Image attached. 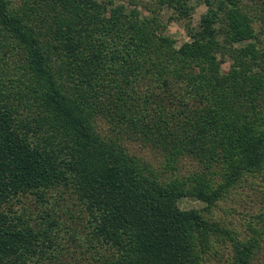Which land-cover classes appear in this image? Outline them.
<instances>
[{"label": "trees", "instance_id": "obj_1", "mask_svg": "<svg viewBox=\"0 0 264 264\" xmlns=\"http://www.w3.org/2000/svg\"><path fill=\"white\" fill-rule=\"evenodd\" d=\"M95 1L0 0V264H256L264 211L241 235L179 201L264 173V0H200L180 47L158 9ZM130 141L199 167L165 179Z\"/></svg>", "mask_w": 264, "mask_h": 264}, {"label": "rangeland", "instance_id": "obj_2", "mask_svg": "<svg viewBox=\"0 0 264 264\" xmlns=\"http://www.w3.org/2000/svg\"><path fill=\"white\" fill-rule=\"evenodd\" d=\"M13 7L18 8L23 4L24 0H12ZM116 3H124L127 0H113ZM140 11L143 15H149L151 8L158 9L161 19L167 25V31L176 40V46L180 47L184 42L190 41L191 37L187 32V24L191 22L193 26H197L201 16L207 10V6L200 0H193L192 4L194 9L192 10V17L184 20H170L171 16H174V9L169 7H158L155 4V0H141ZM99 0L95 1V4ZM230 63L225 62L223 64V72L229 70ZM100 129L104 133L108 132V124L104 120H99ZM129 150L132 154L138 156L140 159L149 163L153 169L157 170L160 175L165 179H171V175L181 174L187 176L194 169L199 167L196 160L192 157H184L179 162L178 167L175 169H170L167 164L166 155L160 150H154L151 147H145L142 143L138 141L128 142ZM179 204L184 209L197 208L202 212V214L212 220H217L223 222L232 229L240 232L241 235H245L249 230V225H259V219L257 215L264 211V173L258 172L252 174L246 178L239 186L232 189L226 197L222 198L215 206L211 208L196 197H183L180 199ZM220 253L226 256L229 254V249L225 250L222 248ZM215 256L212 252L209 255V264H221L223 256ZM256 264H264V257L256 261Z\"/></svg>", "mask_w": 264, "mask_h": 264}]
</instances>
